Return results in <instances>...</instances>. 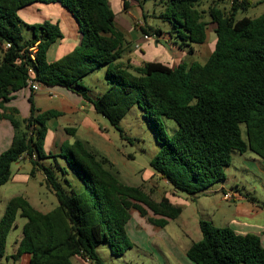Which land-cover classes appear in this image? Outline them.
<instances>
[{"label": "trees", "instance_id": "trees-1", "mask_svg": "<svg viewBox=\"0 0 264 264\" xmlns=\"http://www.w3.org/2000/svg\"><path fill=\"white\" fill-rule=\"evenodd\" d=\"M130 1L122 0L125 11L131 8ZM204 1H166L161 17L173 24L182 41L179 48L193 52L195 44L207 41L209 24L216 25L215 48L204 64L182 62L169 67L156 61L136 66L123 60L131 43L117 27L109 0H0V118L9 120L15 131L11 146L0 154V187L10 180L13 164L27 160L30 175L42 173L59 203L44 213L23 195L12 197L0 220V259L6 255L8 237L19 217L26 222L14 260L30 254L29 264H73L72 258L80 255L93 264H103L97 252L102 243L115 256L133 248L127 229L133 211L159 228L182 213L170 199L157 201L142 186L123 182L110 160L98 157L80 139L65 143L61 156L87 190L69 194L53 166L43 163L47 158L57 160V155L46 153L45 139L47 121L60 112L39 111L31 97L26 119L18 117L17 109L4 106L13 93L28 86L30 66L41 86L77 93L121 135L120 122L138 105L161 144L151 166L176 193L196 195L225 181L234 151H250L264 161V13L237 19L240 11L253 7L250 0H212L207 10L201 8ZM226 1L231 2L229 8L219 6ZM37 2L61 4L80 25V45L55 62L47 60V53L63 38L59 24L30 25L19 15L21 9ZM140 28L144 35L164 34L161 29ZM25 29L31 32L28 39ZM34 46L32 60L30 48ZM102 67H106L109 86L93 97L84 79ZM163 117L179 126L172 137L162 127ZM242 124L247 140L242 137ZM66 130L75 133L74 128ZM199 227L202 238L186 250L193 264H264L260 236L238 234L208 220H200Z\"/></svg>", "mask_w": 264, "mask_h": 264}, {"label": "rangeland", "instance_id": "rangeland-1", "mask_svg": "<svg viewBox=\"0 0 264 264\" xmlns=\"http://www.w3.org/2000/svg\"><path fill=\"white\" fill-rule=\"evenodd\" d=\"M166 1L145 0L140 3L134 1L131 8L125 11L120 4L121 0H109L117 15V27L124 32L131 45L135 44L133 41L135 38L139 36L143 38L144 34L140 28L142 25L147 28L161 29L164 33L163 41L159 45H156L152 39L144 40L143 38L145 45L141 44L138 49L132 46L139 61L163 62L171 56L169 45L176 43L179 47L182 43L173 29V24L161 17L167 9ZM211 2L212 0H205L201 3V8L207 10ZM219 6L224 7L223 4ZM26 10L20 13L23 21ZM263 13L264 4H261L246 11H240L237 19L244 16L256 18ZM205 20L210 21L208 16ZM207 34V41L204 44H195L193 52H190L187 47L181 48L185 52L181 57L182 62L189 65L194 61L202 64L207 61L213 52L211 45L216 38L211 24L208 26ZM24 36L27 39L30 38V31L25 29ZM84 81L91 88L93 97L102 94L109 86L106 79V67L92 72L85 77ZM96 115L101 122L102 136L99 139L95 138L90 144L95 154L98 157L108 158L123 182L142 186L155 200L160 201L166 197L182 208L179 218L170 221L164 228L152 225L137 211H133L128 226L133 248L122 256H115L109 245L102 243L97 247V252L103 264H193L186 257V250L193 242L202 238L200 220L214 221L216 226L225 227L223 223L225 215L228 219L236 210L235 206L230 204L233 200L227 202L228 200L224 199L223 189H235L243 195H252V198L264 207V161L253 152L244 154L233 152L231 165L226 169L225 181L216 183L196 195L176 193L167 180L157 174L151 166L161 144L157 140L152 124L146 120L143 110L138 105H135L120 122L119 127L123 135L105 117ZM161 122L169 137H172L179 128L172 119L163 117ZM241 132L244 140H247L244 124L241 125ZM43 163L53 166L62 186L69 194L87 190L84 182L69 168L66 159L62 156H58L57 160L54 157L47 158L43 160ZM28 165L24 160L14 163L10 180L0 187V220L9 200L16 195H23L39 210L50 211L58 206V199L47 187L44 175L39 172L35 177L31 176ZM149 215L153 216L151 212ZM18 220L22 222V225L21 228H15L12 231L8 239V251L11 249L15 236L21 234L22 226L26 222V219L21 217ZM10 264L17 263L10 260Z\"/></svg>", "mask_w": 264, "mask_h": 264}, {"label": "crops", "instance_id": "crops-1", "mask_svg": "<svg viewBox=\"0 0 264 264\" xmlns=\"http://www.w3.org/2000/svg\"><path fill=\"white\" fill-rule=\"evenodd\" d=\"M250 1L253 3V7L264 4V0H250ZM130 2L132 6L134 1L131 0ZM120 4L123 7L122 0ZM220 4H223L224 7L229 8L231 2L226 1ZM25 9H27L25 11L26 18L24 17L25 23L30 25L43 23L45 21L58 23L61 28V31L63 32V38L58 39L49 48V51L47 53V60L50 63L59 60L60 58L70 53L77 46L80 45L83 37L80 31V25L76 20V18L73 16V14L68 9L63 7L61 4L59 3L46 4V3L37 2L21 9L19 11V15L22 12V10ZM116 23H117V15H116ZM215 28L216 25L211 24V29L214 32H215ZM163 38H164V34L151 39L156 43V45H159L161 41H163ZM142 39L143 38L139 36V38H135V40H133L135 44L131 45L130 48L127 49L126 52L124 53L123 55L124 61L126 62L130 61L132 64L136 66L141 65L143 62L150 61V60H145V61L137 60L135 56L137 53L136 51L132 50V46L134 47V49L135 48L138 49L141 47V44L143 43H144L143 45L146 44L144 41H142ZM207 39H208V34H207ZM215 43H216V38H215V42H213V45H211L212 47L211 51L214 50ZM169 50H170L169 52H171L170 53L171 56H169V58L161 62L169 67H176L179 64H181L182 63L181 57L185 53L184 50L179 48L176 43L170 44ZM156 62H160V61H156ZM30 97L33 99L34 105L39 111L45 112V111L54 110L60 112L61 114L59 117L52 118L47 121L48 132L45 139V150L48 155L53 154V155L61 156L62 146L65 143L72 144L77 139L84 141L87 144V146L91 149L90 147L91 142H93L95 138L99 139V137L102 136L101 122L99 121L98 117H96L97 116L96 114L98 113L96 112L93 104L88 101H85L83 97H81L77 93L72 92L63 87L41 86L40 90L37 92H33L30 88L26 87L23 88L22 90L13 93L11 99L8 102H6L4 106L7 108L17 109L18 117L21 119H26L30 116L31 113L32 104L30 102ZM0 113H3L1 109H0ZM72 128L75 129V133L74 134L68 133L66 129H72ZM14 133L15 131L11 122L5 118H0V154L11 146L14 138ZM28 166L30 168V165ZM225 191H234L237 195H239V197L233 200L232 203H230L231 205H234L236 208L235 212L231 215V217L227 219V216L224 214L225 215L223 220L224 226L231 228L238 234L258 235L260 236L262 244L264 246V207L260 206L257 203V201L254 198H252V195H243L241 194V192L235 189L233 190L223 189V192ZM227 202H229V200ZM39 211L44 213L49 212V210L48 211L39 210ZM21 225L22 222L17 219V228H21ZM22 236H23L22 232L20 235L18 234L15 236V240L11 243V249L9 251L6 249V255L2 259H0V264H4V262L5 264H10V260H12L14 263L16 262L17 264H29L31 258L30 254H24L18 260H14L12 258V256L17 251ZM7 245H8V241H7ZM72 263L93 264L90 261L84 259L80 255L74 256L72 258Z\"/></svg>", "mask_w": 264, "mask_h": 264}, {"label": "built area", "instance_id": "built-area-1", "mask_svg": "<svg viewBox=\"0 0 264 264\" xmlns=\"http://www.w3.org/2000/svg\"><path fill=\"white\" fill-rule=\"evenodd\" d=\"M155 37H157V36L143 35L144 40H149V39L155 38ZM10 46L11 45L9 43L6 44V48H10ZM30 51L32 52V54H30V56H31L32 60H34L35 59L34 53L36 52V47L34 46V47L30 48ZM27 85H28L27 87L30 88L33 92H37L41 88V85L35 81V71H34L33 67H31V66L29 67V78L27 80ZM23 158H24V156H22L20 159L22 160ZM238 197H239V195H237L235 192H230V191L224 192V199L225 200H231L232 201Z\"/></svg>", "mask_w": 264, "mask_h": 264}]
</instances>
